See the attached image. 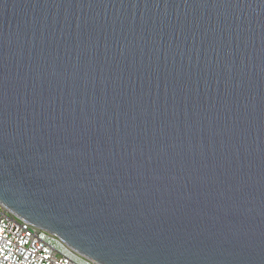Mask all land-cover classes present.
<instances>
[{
    "label": "water",
    "instance_id": "obj_1",
    "mask_svg": "<svg viewBox=\"0 0 264 264\" xmlns=\"http://www.w3.org/2000/svg\"><path fill=\"white\" fill-rule=\"evenodd\" d=\"M0 204L95 264H264V0H0Z\"/></svg>",
    "mask_w": 264,
    "mask_h": 264
},
{
    "label": "built area",
    "instance_id": "obj_2",
    "mask_svg": "<svg viewBox=\"0 0 264 264\" xmlns=\"http://www.w3.org/2000/svg\"><path fill=\"white\" fill-rule=\"evenodd\" d=\"M0 264H95L0 204Z\"/></svg>",
    "mask_w": 264,
    "mask_h": 264
}]
</instances>
